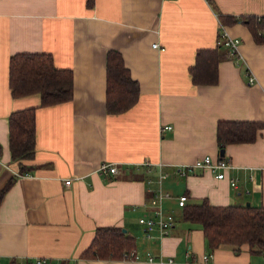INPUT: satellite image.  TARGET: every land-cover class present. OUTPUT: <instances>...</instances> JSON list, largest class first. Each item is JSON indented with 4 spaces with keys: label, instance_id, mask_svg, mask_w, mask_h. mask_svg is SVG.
Wrapping results in <instances>:
<instances>
[{
    "label": "crops",
    "instance_id": "crops-1",
    "mask_svg": "<svg viewBox=\"0 0 264 264\" xmlns=\"http://www.w3.org/2000/svg\"><path fill=\"white\" fill-rule=\"evenodd\" d=\"M220 14L264 16V0H0V189L14 178L0 201V264H264V249L247 244L210 249L200 224L181 218L176 198L264 206V126L251 142L225 145L224 178L176 169L219 157V120L264 123V42L237 19L221 23ZM221 25L240 39L241 58L227 49L217 82L195 84L189 67L198 49L216 47ZM109 49L139 84L136 102L119 113L105 105ZM17 52L50 53L56 67L69 68L72 98L41 106L39 93L13 96L9 58ZM27 107H36V145L16 161L8 117ZM102 162L117 171L99 173ZM158 189L170 192L162 208L175 221L166 234L147 236L138 218L154 216L149 199ZM104 225L125 227L139 259L81 258Z\"/></svg>",
    "mask_w": 264,
    "mask_h": 264
},
{
    "label": "trees",
    "instance_id": "trees-1",
    "mask_svg": "<svg viewBox=\"0 0 264 264\" xmlns=\"http://www.w3.org/2000/svg\"><path fill=\"white\" fill-rule=\"evenodd\" d=\"M92 0H88L91 5ZM223 24L240 20L258 42H264V16L219 15ZM227 55V47L218 43L215 48L198 49L195 62L189 67L193 83L217 82V64ZM106 110L119 113L131 107L139 95V84L129 73L122 55L115 49L106 52ZM72 71L58 68L53 57L46 52H17L9 58V87L13 96L39 93L40 105L46 106L70 100L73 95ZM36 107L11 111L8 117L9 151L12 160L33 156L35 149ZM264 123L249 120H219L216 125L218 149L228 143L251 142ZM220 158L224 156H220ZM9 179L0 189V201L12 185ZM181 206V218L200 224L206 245L213 249L220 244H229L235 249L247 244L251 252L264 249V206L251 204L212 205L207 198ZM135 248L134 237L118 225L96 226L89 244L80 254L90 259H127Z\"/></svg>",
    "mask_w": 264,
    "mask_h": 264
},
{
    "label": "built area",
    "instance_id": "built-area-1",
    "mask_svg": "<svg viewBox=\"0 0 264 264\" xmlns=\"http://www.w3.org/2000/svg\"><path fill=\"white\" fill-rule=\"evenodd\" d=\"M218 43H221L222 45L227 47L229 51V55L241 58V53L239 50L240 39L236 36H232L231 34H229L225 26L223 25H221L220 35L217 44ZM153 45H156V43H153ZM248 80L249 82H253L254 81L253 75H249ZM164 127L170 128L171 126L164 125ZM229 166H230V162L227 158L218 157L214 159L211 155L205 154L202 157L194 160L192 163L187 165H181L176 169L179 173L185 174L192 171L195 167L207 168L215 172V176L217 178H224L225 170ZM97 171L103 174L115 173L117 171V167L115 163L102 162L98 166ZM167 174H168L167 171L161 172L158 176L159 182L161 181L162 178H165ZM64 182L65 184H69L71 182V178H66ZM229 182L232 186H236V178H230ZM170 196H171L170 192L164 191L162 189H158L153 193V195H151L149 199V204L154 207V216L153 217L140 216L138 218L139 223L144 225L145 234L147 236L151 235V232L155 229L158 230L159 235H164L173 226L175 221V216L172 213H165L162 208L163 199L168 198ZM176 198L178 205L185 204L186 202L185 194H180ZM211 255H212L211 253L204 254L201 261L206 262L208 258L211 257ZM128 259H139V254L134 250H131L129 252ZM147 259L152 261L154 257L148 253ZM35 261L36 263L45 262L44 259H36ZM158 261L161 262V260L159 259ZM169 261H172V259L169 258Z\"/></svg>",
    "mask_w": 264,
    "mask_h": 264
},
{
    "label": "water",
    "instance_id": "water-1",
    "mask_svg": "<svg viewBox=\"0 0 264 264\" xmlns=\"http://www.w3.org/2000/svg\"><path fill=\"white\" fill-rule=\"evenodd\" d=\"M225 151V149L224 148H221V149H219V154H220V156H223L224 155V152ZM246 205H249V202H246ZM122 230L125 232V231H127V229L125 228V227H122Z\"/></svg>",
    "mask_w": 264,
    "mask_h": 264
}]
</instances>
